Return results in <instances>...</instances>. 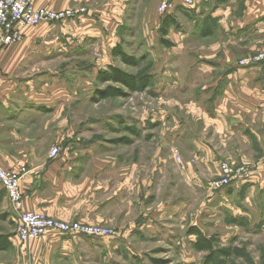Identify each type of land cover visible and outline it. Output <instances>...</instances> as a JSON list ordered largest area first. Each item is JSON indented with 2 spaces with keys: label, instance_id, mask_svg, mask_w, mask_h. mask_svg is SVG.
<instances>
[{
  "label": "rangeland",
  "instance_id": "374dc122",
  "mask_svg": "<svg viewBox=\"0 0 264 264\" xmlns=\"http://www.w3.org/2000/svg\"><path fill=\"white\" fill-rule=\"evenodd\" d=\"M105 1L109 0H89L94 4ZM89 2L64 10L72 14L60 20L25 28L15 43L27 41L38 49L65 48L59 88L48 90L43 87L47 83L32 88L36 93L49 91L55 99L59 94L53 106L58 102L66 109L62 146L80 134L89 138L82 149L88 158L101 157L115 175L129 173L140 182L144 179L140 184L145 189L115 197L114 209L120 215L126 210L129 217L127 226L114 228L119 237L74 239L67 248H53L52 256L42 264H264V175H256L264 172V148L255 147L249 131L246 141L232 136L234 146H242L247 154L243 160L237 149L203 142L212 135L208 132L209 138L203 137V118L198 119L210 102L201 94L212 86L203 70L213 60L202 51L215 39L203 34L209 21L195 6L183 7L184 12L180 8L178 15L173 14L174 24L163 36L158 0L110 1L113 4L105 12L111 21L105 20L107 15L99 18L100 14L97 17L96 11H90L94 6ZM116 45L137 65L112 56ZM35 55L40 57L37 62L44 63L40 53ZM108 66L144 77L146 89L125 90L127 96L121 98L92 100L96 89L107 85L97 83L96 75ZM232 71L229 66L215 68L211 76ZM41 108L45 105L33 101L14 106L17 112L27 109L30 113ZM26 130L17 131L15 148L26 144ZM201 159H208L206 166L201 164L198 174L190 175L186 161L200 163ZM225 161L248 165L254 175L245 183L214 191L210 184ZM3 196L0 192L1 204ZM1 204L0 232L12 235L13 215ZM191 228L213 241L210 261L206 260L208 252L193 249L196 237L190 234ZM8 254L9 247L0 253V260L6 261Z\"/></svg>",
  "mask_w": 264,
  "mask_h": 264
},
{
  "label": "crops",
  "instance_id": "0c3cea01",
  "mask_svg": "<svg viewBox=\"0 0 264 264\" xmlns=\"http://www.w3.org/2000/svg\"><path fill=\"white\" fill-rule=\"evenodd\" d=\"M110 1L113 0L94 4L89 0H34L33 6L64 11L89 2L94 6L90 11H96L97 17L100 14L99 18H104L107 5L113 4ZM194 6L196 12L209 21L203 34L215 37L208 48L202 49L203 54L213 60L209 63L213 67L203 70L212 83L209 91L201 94L210 102L207 103L209 109L198 119L203 118V137H208V132L212 134L203 142L212 145L217 142L215 146L237 149L243 160L247 154L242 146H234V134L246 141V131H249L255 147L264 148V64L241 69L233 61L264 49V0H194ZM181 11L184 12L183 8ZM178 13L177 10L174 15ZM88 17L90 15L86 20ZM106 17V21H111L110 15ZM25 40L26 34L22 41ZM39 48L26 41L0 49V166L21 173L24 211L64 222L113 228L127 226L128 212L123 210L120 215V211L114 209L115 197L135 189L139 193L140 188L145 189L144 184H140L144 179L140 182L138 176L129 173L115 175L113 168L103 163L101 157L88 158L82 149L89 138L81 134L68 141L67 146H62L66 136V109L58 102L56 107L53 106L55 100H59V94L55 99L49 91L41 89L36 93L32 88L34 84L45 83L43 87L48 90L59 88L60 75L63 76L65 71L66 50L55 45ZM34 53H40L43 56L40 61L44 63L37 62L40 57ZM228 66L233 69L232 73L211 76L215 68L226 69ZM29 101L44 104L46 110L33 109L30 113L27 109L20 112L14 109L15 104ZM20 127L27 129V142L15 148L17 131L24 130ZM54 146L61 147V154L50 159L48 154ZM208 156L206 153L205 158L210 159ZM88 159L93 161L88 163ZM208 159H201L200 163L186 161V170L190 175H197L196 170L201 164L206 166ZM256 175H264V172ZM0 192L4 195L0 204L12 213L1 187ZM12 219L14 222V215ZM12 233L0 232L10 244L9 256L6 261L0 260V264H42L52 256L49 252L53 248H67L72 240L80 239L49 231L42 239L21 243L15 228Z\"/></svg>",
  "mask_w": 264,
  "mask_h": 264
},
{
  "label": "built area",
  "instance_id": "2783aa9c",
  "mask_svg": "<svg viewBox=\"0 0 264 264\" xmlns=\"http://www.w3.org/2000/svg\"><path fill=\"white\" fill-rule=\"evenodd\" d=\"M34 0H0V49L19 41L25 28L36 27L43 22L60 20L72 14V11H53L47 8H35ZM194 6V0H159L157 14L172 15L177 8ZM264 64V49L238 59L237 68H250ZM60 148L53 147L48 157L60 155ZM264 166V157L261 159ZM252 174V167L237 162H222L218 177L210 184L214 191L231 188L247 182ZM21 173L9 171L0 166V187L5 193L14 215L15 232L21 243L42 239L47 232L54 231L61 235L88 237L92 239H116L119 230L107 225H90L77 221L64 222L45 216L44 214L24 211L20 191Z\"/></svg>",
  "mask_w": 264,
  "mask_h": 264
},
{
  "label": "trees",
  "instance_id": "16d2710c",
  "mask_svg": "<svg viewBox=\"0 0 264 264\" xmlns=\"http://www.w3.org/2000/svg\"><path fill=\"white\" fill-rule=\"evenodd\" d=\"M223 1V0H222ZM225 1V0H224ZM179 8L176 9V11ZM175 11V12H176ZM172 15L161 16L162 24L160 27V31L162 32L163 36L166 35L168 28L173 26V19L171 18ZM167 44V43H165ZM111 55L115 58L121 60L122 63L127 64L129 66H136L138 61L131 58L127 55L120 46L116 45L111 50ZM96 82L99 84H107L104 88H97L95 91V96L92 100H104L109 98H121L127 96L125 90L131 92H141L146 89L147 87V80L143 77H136L134 75L128 74L123 70L108 66L105 70H101L96 75ZM112 85L120 86V87H113ZM134 132L133 130H130ZM129 141H126L128 144ZM190 234L195 235L196 240L193 242L192 247L195 251H206L209 253L207 257V261H210L212 253H213V241L211 239H206L200 231L195 228L190 229ZM0 252L7 250L10 244L7 241L5 236H0Z\"/></svg>",
  "mask_w": 264,
  "mask_h": 264
}]
</instances>
